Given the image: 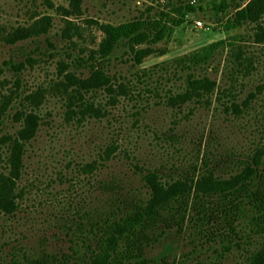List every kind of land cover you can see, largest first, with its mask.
<instances>
[{
  "label": "rangeland",
  "instance_id": "rangeland-1",
  "mask_svg": "<svg viewBox=\"0 0 264 264\" xmlns=\"http://www.w3.org/2000/svg\"><path fill=\"white\" fill-rule=\"evenodd\" d=\"M232 1L0 0V174L14 203L0 209V264H264V197L234 189L264 166L252 162L264 154V0L246 12ZM149 19L173 32L145 29L102 58L107 25ZM199 77L212 90H195ZM150 171L212 196L130 257V222L122 236L113 223L150 205Z\"/></svg>",
  "mask_w": 264,
  "mask_h": 264
},
{
  "label": "trees",
  "instance_id": "trees-1",
  "mask_svg": "<svg viewBox=\"0 0 264 264\" xmlns=\"http://www.w3.org/2000/svg\"><path fill=\"white\" fill-rule=\"evenodd\" d=\"M244 0H233L232 4L237 9V12H246L248 7H242ZM252 2V1H250ZM247 17L255 20V14L247 13ZM162 19H149V20H135L128 21L124 23H120L118 25L109 24L105 28L106 38L105 41L101 44L99 49V53L102 58L105 59L107 55L112 51L113 47L117 42L123 38H128L130 41L137 42L139 40H143L141 35L143 34V30H149L155 32L154 40H161L164 38L166 34H171L173 32V28L168 27L166 23H162ZM261 32L264 34V28L260 27ZM134 50V47H133ZM98 72L100 73V77L103 79H107L104 74V67H97ZM108 80V79H107ZM192 87L195 90H200L201 88H206L207 90H212V87L215 85V81H211L208 77H199L192 78ZM38 126V116L35 112H29L25 117V125L19 131L20 139H15L16 147L14 148L13 158H12V173L13 177L19 172V165H21V154L18 152V148L20 147L19 141L27 140L31 138ZM14 145V146H15ZM18 147V148H17ZM242 161H239L237 165L241 164ZM252 162L255 165H264V154L262 155H254L252 157ZM243 165L250 164V161L243 162ZM209 162H207L206 158H204L203 167L208 170ZM212 170L216 172L215 164L210 165ZM249 173L245 175L240 185H235V191L242 190H250L255 188L253 199L263 200L264 197V166L260 169L254 170L249 169ZM247 172V169L243 170ZM145 179L147 183L150 185L152 197L150 199V205H148L147 209L127 211L124 216L120 218L114 219V229L116 232L120 233L119 235H124L126 229L124 227V222L129 221L130 226L127 230L126 235V247L122 253L127 256H141L148 246L149 242L152 239L153 234L156 231L169 229L173 226L179 225L182 226L181 222L184 221L186 216L185 213L191 210L195 206V203H202L203 201L208 200L207 197L212 196L211 192L207 194L198 195L197 193L193 195V198L190 199V194L186 189V184L182 181H177L173 184L166 185L162 182L161 177L154 171H150L145 175ZM12 180L10 176L0 174V209L10 210L14 207V203L12 200L8 198H3L2 194L7 186V183ZM198 190L201 185L198 182ZM232 188H228L226 193L233 194L231 191ZM221 193H223L221 191ZM219 197H226L227 194ZM220 195V194H218ZM229 199V198H228ZM210 202V201H209ZM211 203V202H210ZM241 201L238 200V203L235 205V209H238ZM229 210H232V207H228ZM257 211L261 210L259 206H256ZM240 210V208H239ZM188 212V213H189ZM204 216H207V213H203ZM263 214V213H261ZM119 219V220H118ZM229 224H231L229 222ZM115 234L110 237L109 242H116ZM262 252H264V243L260 248ZM46 255L44 256V258ZM43 258H38L33 260V264H40L43 261ZM256 264H261V262L257 261ZM213 264H222L221 262H214Z\"/></svg>",
  "mask_w": 264,
  "mask_h": 264
},
{
  "label": "built area",
  "instance_id": "built-area-1",
  "mask_svg": "<svg viewBox=\"0 0 264 264\" xmlns=\"http://www.w3.org/2000/svg\"><path fill=\"white\" fill-rule=\"evenodd\" d=\"M198 24L200 25L201 24V21H198Z\"/></svg>",
  "mask_w": 264,
  "mask_h": 264
}]
</instances>
